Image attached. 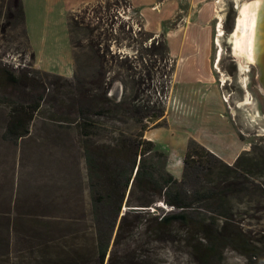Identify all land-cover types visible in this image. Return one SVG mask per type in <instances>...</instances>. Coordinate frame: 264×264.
I'll list each match as a JSON object with an SVG mask.
<instances>
[{
    "label": "rangeland",
    "instance_id": "374dc122",
    "mask_svg": "<svg viewBox=\"0 0 264 264\" xmlns=\"http://www.w3.org/2000/svg\"><path fill=\"white\" fill-rule=\"evenodd\" d=\"M76 1L80 2L25 0V3L36 31L45 25L49 31L58 33L60 15ZM252 1H261L263 7L256 26L255 60L251 55L238 54L233 36L237 20L242 17V7ZM176 4L177 8L173 0H97L83 3L68 14L74 13L79 21L84 19L100 26L105 33L101 48L112 56L110 75L125 74L120 63L129 60L135 69H140L143 63L153 66V81L145 89V97L160 99L162 88L169 86L165 100L167 124L150 129L148 137L167 154L168 169L179 179L190 138L229 163L240 147L242 152L256 145L264 146V85L260 66L264 54V0H212L209 17L203 23L194 9L190 22L186 21L188 18L183 15L189 9L187 0H177ZM1 6L5 11V1L0 2ZM4 20L3 16L0 22ZM204 27H207L208 57L216 82L207 81L202 71L205 82L195 83L192 75L196 73L190 64L187 65L190 76L179 68L173 79L174 73L170 71L175 70L178 57L183 61L189 50L200 49L197 39ZM220 30L222 37H218ZM175 32L183 33L186 47L181 41H169V37L180 39L179 35L171 37ZM188 33L196 38V41L190 38L189 47ZM154 38L166 41V60L159 61L155 56L148 60L147 49ZM84 44L77 48L72 44V77L38 72L22 23L4 32L0 29V264H43L50 255L76 258L71 264H84L94 252V239L88 234L90 195L81 136L70 124L77 117L72 99L76 79L95 74L99 66L87 48L86 39ZM3 69L14 74L27 72L32 80L21 81L13 92ZM122 91V84L116 82L110 94L119 99ZM39 94L43 100L30 125V133L17 142L4 140L10 104L7 98L26 103L38 100ZM157 206L130 207L131 237L111 244L109 254L114 255V260L110 264H130L122 258L130 252L148 260L141 264H264L229 246L222 247L217 257L213 253L205 257L202 253L207 243L201 232L177 221L161 223L173 207ZM235 208L252 214L257 211L243 204H236ZM238 221L245 224V229L259 232L264 239V219ZM42 248H49L50 255L44 254ZM89 257L91 261L87 264H95L94 255Z\"/></svg>",
    "mask_w": 264,
    "mask_h": 264
},
{
    "label": "trees",
    "instance_id": "16d2710c",
    "mask_svg": "<svg viewBox=\"0 0 264 264\" xmlns=\"http://www.w3.org/2000/svg\"><path fill=\"white\" fill-rule=\"evenodd\" d=\"M6 3L5 11L0 7L2 32L16 24L24 26L25 39L29 45L25 28V14L22 0H0ZM68 27L74 48L84 46L93 53L98 68L87 78H75L72 99L76 103V119L71 126L80 133L81 147L87 170L90 195V231L94 239L92 262L110 264L114 255L109 254L111 244H118L131 237L130 207H173L161 219L169 224L177 221L195 227L207 243L208 257H217L220 249L229 246L242 255L264 262V239L259 232L245 229L238 220L264 219V146L256 145L240 152L229 163L213 151L190 138L183 158L181 177L175 178L168 169L167 154L145 137L152 128L167 124L166 98L169 86L162 88L161 98L145 97L144 91L151 87L153 66L143 64L135 69L129 60L120 66L125 74H111L112 56L102 50L100 26L79 21L74 13L68 14ZM147 49L149 61L156 58L166 60V41H155ZM30 45L28 46V48ZM155 56V57H154ZM32 60L33 54L31 53ZM154 57V58H153ZM145 59V58H143ZM12 91L21 81H30L27 72L13 73L4 70ZM39 72L40 70L37 69ZM170 73H174L171 68ZM75 76V75H74ZM123 86L121 98L110 94L114 83ZM10 102L8 120L2 135L6 141L17 142L30 133V125L39 111L42 95L38 100L19 102L8 97ZM102 139L99 141V138ZM104 139V140H103ZM236 204H243L255 213L240 211ZM142 210V209H133ZM262 211L258 215L257 212ZM124 213V214H123ZM137 217V216H135ZM44 254L50 255L42 248ZM84 260L87 264L90 257ZM43 264H71L76 258L59 256L45 257ZM126 263L141 264L136 252L122 256Z\"/></svg>",
    "mask_w": 264,
    "mask_h": 264
},
{
    "label": "crops",
    "instance_id": "0c3cea01",
    "mask_svg": "<svg viewBox=\"0 0 264 264\" xmlns=\"http://www.w3.org/2000/svg\"><path fill=\"white\" fill-rule=\"evenodd\" d=\"M97 0H80V2H75L70 5V8L68 11H65L62 13L61 19H60V29L58 33L51 32L48 30V28L43 25L41 29L36 31V24L31 25L33 22H30L28 18V9L25 3V0H22L23 2V8H24V14H25V28L27 32V37L29 41V45L33 54V66L42 71V72H48V73H56L67 77H72L74 73V57H73V47L71 42V35L69 32L68 27V21H67V14L79 7L83 3H89L94 2ZM175 1V6L177 8V0ZM189 3V9L185 13V17L188 19L187 22H190L191 17V11L196 10L197 11V17L204 20L199 22H206L208 19L209 11H211V3L212 0H187ZM50 9V8H48ZM170 18V17H169ZM43 20V19H41ZM199 25V24H197ZM195 32H197V29H194ZM181 30L178 31L180 33ZM173 34L171 37H175ZM183 34V33H182ZM180 34L179 40L176 38L170 39L169 41H181L180 43L183 44L185 47L187 44H185L183 40V35ZM201 34V33H200ZM188 47L192 44V41L190 38L194 39L193 41H196V38L193 37L194 35L188 33ZM175 39V40H174ZM197 42L199 43L200 49L198 51L196 50H189L188 53L182 58L178 57L176 68L174 70L173 79H175V75L177 74V71L179 68L181 70H185V74L187 73L188 76L191 75L190 68H193V72H195V75H192V79H195V83H200V81L205 82L206 79L209 81L211 79V82H216L215 77V71L213 70V67L210 65V60L208 57V46H209V39L207 35V27H204V30L201 34V37L197 39ZM197 43V44H198ZM182 46V45H181ZM189 49V48H188ZM178 55V53H177ZM179 56V55H178ZM217 57V56H216ZM182 61V65L181 61ZM217 63V59H216ZM190 64V68L187 67V65ZM216 66V65H215ZM214 66V69H215ZM202 71L203 76L202 77ZM195 76V77H194ZM197 76H199V79H197ZM194 77V78H193ZM177 80V79H176ZM206 81V82H207ZM167 118V116H166ZM145 137L150 139L148 137V131L145 133ZM243 148L240 147L238 150V153ZM236 154V156L238 155ZM236 158V157H235Z\"/></svg>",
    "mask_w": 264,
    "mask_h": 264
},
{
    "label": "bare ground",
    "instance_id": "6f19581e",
    "mask_svg": "<svg viewBox=\"0 0 264 264\" xmlns=\"http://www.w3.org/2000/svg\"><path fill=\"white\" fill-rule=\"evenodd\" d=\"M256 9L257 17L255 19L254 12L256 11ZM262 10L263 7L261 5V1H252L248 4L246 3L241 9L242 17L237 20L236 29L233 32V36L235 37L234 43L237 46L238 54H242L245 56L251 55L253 56V60H255L256 58L257 20L258 15ZM252 23L254 25L253 28H251ZM222 35L223 31L220 30L218 37H222Z\"/></svg>",
    "mask_w": 264,
    "mask_h": 264
},
{
    "label": "water",
    "instance_id": "95a60500",
    "mask_svg": "<svg viewBox=\"0 0 264 264\" xmlns=\"http://www.w3.org/2000/svg\"><path fill=\"white\" fill-rule=\"evenodd\" d=\"M260 66H261V77H262L261 79H262V83L264 85V54H263V59L261 60Z\"/></svg>",
    "mask_w": 264,
    "mask_h": 264
},
{
    "label": "flooded vegetation",
    "instance_id": "af4514ba",
    "mask_svg": "<svg viewBox=\"0 0 264 264\" xmlns=\"http://www.w3.org/2000/svg\"><path fill=\"white\" fill-rule=\"evenodd\" d=\"M220 58V52L218 53V59ZM218 59H217V62H218Z\"/></svg>",
    "mask_w": 264,
    "mask_h": 264
}]
</instances>
